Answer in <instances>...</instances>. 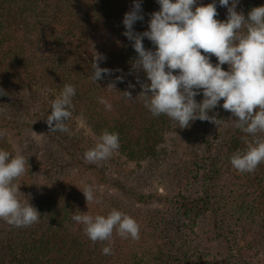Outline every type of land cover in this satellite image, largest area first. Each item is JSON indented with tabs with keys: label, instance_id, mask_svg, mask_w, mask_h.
I'll return each mask as SVG.
<instances>
[{
	"label": "trees",
	"instance_id": "trees-1",
	"mask_svg": "<svg viewBox=\"0 0 264 264\" xmlns=\"http://www.w3.org/2000/svg\"><path fill=\"white\" fill-rule=\"evenodd\" d=\"M212 2L197 0V5ZM231 2L229 0V4ZM140 3L144 20L134 24V31L142 33L148 29L150 14L159 11L160 5L157 0H140ZM215 3L216 19L226 20L227 8L221 6L219 0ZM133 4L134 0H0V89L7 93L0 95V131H6V135L0 137V149L15 155L16 148L9 141L11 131L16 129L18 135L24 134L33 128L32 121L46 122L52 111L51 101L60 94L64 84H72L76 89L74 109L72 118L66 122L72 134L49 132L46 125V132L50 133L56 147L72 161L96 174L101 173L106 181L105 171L98 164L85 163L84 152L94 145L93 137L107 128L118 132L120 139V148L111 157L112 165L120 168L132 161L138 165L139 172H154L152 159L165 150L160 148L165 135L177 125L165 115L152 116L139 96L142 88L137 77L142 82L150 81L145 72L132 69L138 54L123 35V18ZM258 6H264V0H239L237 11L247 16ZM143 43L146 49H155L147 37ZM96 53L106 57L100 67L112 70L97 83L90 79ZM13 82L18 83L20 91L12 97L6 89ZM113 83L115 87L109 86ZM125 91L131 92V100L123 97ZM99 97L112 104L111 111L98 102ZM195 99L202 102V90ZM225 114L228 115V111L221 106L209 112L221 121ZM77 118L85 121L89 132L75 129ZM193 122L196 134L202 132L203 125H216L199 119ZM190 129L191 133L193 129ZM230 130L245 147L246 134L234 124ZM44 152L40 158L37 155L41 152L35 151L36 156L25 154L27 171L14 181L19 186L20 199L38 209L40 220L30 227H13L0 220V264H232L230 261H197L196 255H189L194 250L192 243L172 239L166 231L162 241L157 242L160 229L153 219L138 222L141 239L152 240V245L147 242L150 246L142 253L130 249L131 238L122 239L114 232L113 254L103 255L106 242L93 244L84 234L83 226L71 217L76 211L106 215L114 208L110 195L95 188L99 202L88 205L81 190L85 186L70 177L69 164L62 163L51 147ZM146 160L147 165L143 164ZM41 166L45 169L44 175L39 172ZM256 191V200L251 202L244 216L248 223L242 225L247 233H242L241 243H233L230 248L233 256L252 257L249 261L246 259L245 264H260L262 258L258 244L251 239L261 240L263 234L259 232L261 229L255 234L251 224L256 222L264 227V180L256 186ZM211 204V196L207 194L181 208L186 217L196 219L206 214ZM249 226L251 228L247 229Z\"/></svg>",
	"mask_w": 264,
	"mask_h": 264
},
{
	"label": "clouds",
	"instance_id": "clouds-1",
	"mask_svg": "<svg viewBox=\"0 0 264 264\" xmlns=\"http://www.w3.org/2000/svg\"><path fill=\"white\" fill-rule=\"evenodd\" d=\"M157 3L160 10L150 14L148 29L142 33L134 31V24L144 20L140 0H134L132 9L123 18V35L138 54L132 69L142 70L150 81L142 82L137 77L144 106L152 116L165 115L180 128L189 127L197 119L215 123L219 128L221 119L209 112L223 100V109L235 117L234 127L246 134L245 147L230 155V164L237 173H253L264 163V6L253 7L245 16L237 11L239 0H232L231 4L229 0H219L227 8V19L221 21L216 19L215 0L207 5H197V0H157ZM145 37L155 46L154 50L145 48ZM213 55L218 60L216 64L211 61ZM105 59L102 54L93 55L90 77L93 82L111 74L112 70L100 67ZM109 86L115 87L114 83ZM201 90L203 100L197 102L195 97ZM5 94L0 89V95ZM75 94L72 84H64L51 101L52 111L46 120L49 132L72 134L66 122L73 115ZM123 97L131 100L132 94L125 91ZM98 102L106 110H112V104L104 97H99ZM5 135L6 131H0V137ZM93 140L94 145L84 152L88 163L106 161L120 148L119 133L107 128ZM27 163L20 152L13 155L0 149V220L13 227H30L41 216L29 201L20 199L19 186L14 183L27 171ZM81 190L88 205L99 202L92 186ZM71 219L83 226L84 234L93 244L106 242L103 255L113 254L114 232L122 239H140L138 221L117 208L106 215L76 211Z\"/></svg>",
	"mask_w": 264,
	"mask_h": 264
},
{
	"label": "rangeland",
	"instance_id": "rangeland-1",
	"mask_svg": "<svg viewBox=\"0 0 264 264\" xmlns=\"http://www.w3.org/2000/svg\"><path fill=\"white\" fill-rule=\"evenodd\" d=\"M211 61L218 63L214 55ZM223 67L228 69L227 64ZM6 91L13 97L20 91L18 83H9ZM222 105L223 100L218 106ZM232 119L235 117L228 111L219 128L214 124L203 125L202 132L196 134L195 123L191 122L187 128L177 126L167 132L160 146L165 150L152 159L155 161L154 172H139L138 165L132 161L119 165L120 168L112 165V158L95 163L105 171L106 181H103L101 173L86 169L87 166L72 161L68 154L58 149L50 139V133L46 132V122L32 121L33 128L27 129L24 134L18 135L14 129L9 134V141L16 148L15 152H22L23 155L36 151L41 152L37 155L40 158L50 147L57 151L59 160L69 164L68 172L77 184L90 185L110 195L114 208L126 212L140 223L153 219L156 222L154 225L160 229L156 235L157 242L162 241L166 231L172 239L192 243L194 250L189 255H196L199 258L197 261L245 264V260L249 261L252 257L233 256L230 248L233 243H241L242 233H247L242 226L248 223L244 216L249 212L251 202L256 200V186L264 180V163L253 173L240 174L232 168L230 155L244 148L242 141L230 130L235 123ZM75 122L76 130L89 132L85 121L77 118ZM190 128L193 129L191 133ZM148 163L143 161L145 165ZM39 172L44 175L45 169L41 166ZM207 194L212 199L211 209L196 219L186 217L182 209L184 204L195 202ZM251 226L255 234L260 229L263 234L261 240L253 238L251 242L258 244L262 255L260 264H264V227L256 222ZM147 242L152 245L151 239L143 241L140 236L139 240L132 241L130 249L142 253L150 246L146 245Z\"/></svg>",
	"mask_w": 264,
	"mask_h": 264
}]
</instances>
